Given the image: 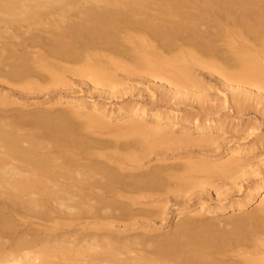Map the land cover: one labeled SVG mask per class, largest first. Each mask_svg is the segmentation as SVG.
<instances>
[{
    "label": "bare ground",
    "instance_id": "1",
    "mask_svg": "<svg viewBox=\"0 0 264 264\" xmlns=\"http://www.w3.org/2000/svg\"><path fill=\"white\" fill-rule=\"evenodd\" d=\"M44 40L48 44L42 52L27 50V45ZM172 51L177 55L173 59L164 54ZM122 52L132 54H128L130 63L120 58ZM180 58H184L182 68L177 65ZM196 69L214 75L225 91L233 93L236 106L245 103L249 94L255 96L254 90L247 95L239 84L259 85L257 95L264 102V0H0V74L8 72L10 79L23 81L14 85L18 91L64 87L60 72L88 82L91 93L117 84L118 71L183 85ZM41 71L49 78L45 86L30 79ZM204 97L208 98L198 96V101L202 103ZM176 98L173 105L178 108L183 102ZM217 99L225 108V96ZM9 106H15L11 115ZM25 106L0 96V264H264V175L227 208H209L206 199L213 195L203 192L205 197L193 203L199 210L185 216L183 208H187H178L176 225L171 224L173 229L164 235L155 234L152 224L137 223L164 218L162 206L154 211L134 208L169 193V180L183 189L186 181L200 174L210 179L245 173L244 162L231 157L245 156L248 150L230 145L226 135L222 138L225 125L218 119L202 121L178 109L165 113L139 104L109 109L82 96L41 102L32 111L37 114L34 120H29ZM55 106L64 113L45 122L44 115ZM68 118L81 119L82 128L96 135L104 130L114 131V138L136 134L140 145L132 149L117 139H80V131L70 126ZM114 123L132 132L123 135L112 128ZM166 124L179 127L178 135L184 138H167L168 130L160 128ZM189 130L215 137L191 140ZM172 143L214 144V158L227 159L143 170L147 164L142 161L151 150H166ZM191 195L178 202L185 203ZM29 214H43L49 224L34 223ZM217 222L240 233L233 232L235 238L221 233L216 238Z\"/></svg>",
    "mask_w": 264,
    "mask_h": 264
},
{
    "label": "rangeland",
    "instance_id": "2",
    "mask_svg": "<svg viewBox=\"0 0 264 264\" xmlns=\"http://www.w3.org/2000/svg\"><path fill=\"white\" fill-rule=\"evenodd\" d=\"M23 36H25V34ZM46 41L47 40H44L43 44H39L40 46L37 44H35V46L34 45H32V46L27 45L28 46L27 50H30V51H35V50L39 51L41 49L43 50L46 47V45L48 44V41L47 42ZM33 47H34V49H32ZM37 48H39V49H37ZM42 50H41V52H42ZM172 52H174V51H172ZM120 54L124 56L125 53L122 52ZM128 54H131V53H128ZM128 54L124 57L120 56V58H122V60L123 59L126 60V61H124L126 63H130L129 60L130 59L132 60V58H128L129 57ZM164 54L166 55V57L167 56L170 57L172 55L171 56L172 59H173V56H175V57L177 56L176 52H174V53L165 52ZM116 56H118V54ZM130 57H132V54L130 55ZM178 58L179 57H177V60H178ZM180 60H181V58H180ZM183 60H184V58H182V60L179 62L180 64L176 61L173 63H178L177 64L178 67L182 68L183 62H184ZM53 61L55 62L56 60H53ZM60 63L63 64L64 62L61 61ZM69 65H73V64H69ZM173 65L177 66L176 64H173ZM180 65H182V66H180ZM178 67H177V69H179ZM2 70H4V69H2ZM2 70H0V71H2ZM1 73H4V74H0V80H1L0 81V96H5L6 98H8L10 100L13 99L17 102L24 103L26 106L23 109L25 110V112H27L28 115L27 114L26 115L30 116L31 119L29 118V120L35 119L37 114L35 112H32V111H34V108L38 107V104H40L43 101L45 102V100H50L52 98H57V97H61V96L62 97H70V96L81 97L82 96V97H86V98L91 99V100H95L99 104H101V105H103L109 109H117V108H121V107L122 108L124 107V109H127L125 107L129 108V106L134 105V104H137V105L139 104L148 110H153V111L158 110V111L165 112V113H172V112H175L176 109H178L181 111V113H185V114L189 113L190 118H192L196 114L194 117L200 118V120H202V121L205 119H208L209 121H213V120L218 119V122H217L218 124L220 123L221 126L225 125L224 131L220 132V134H222V138H223V136L225 138V135H226V138L228 139V141L230 143L226 142V141H224V143H226V144L229 143L230 145L231 144H234V145L237 144V145H240L241 147L243 146L245 149L248 150V153L245 156L231 157L233 159H237V160L239 159L240 161L244 162V165L246 168V169L244 168L245 173L242 174L239 172L237 174L235 173L234 174L235 176L231 175L228 177L218 176L216 178H212L213 177L212 176V177H210V179L206 178V176H204L203 174L202 175L200 174V175L195 176L194 179H191V181H186L185 184H187V185L183 189L178 188V185H176L177 183L175 182V180L172 183H171L172 180H169V182L171 184V186H170V184L167 183L169 185V187H167L169 189V193H168V191L160 193L161 195L159 194V196H155L156 199L153 197V199L151 198L149 200V202L147 200H144L143 205H138L139 207L135 206V208H134L135 210L144 209V210H148V211H154L157 209L154 207H156V206L161 207L162 206L163 207L162 209L163 210L165 209L164 212H166V215H164V218L161 220L156 219L153 222V219L145 218V219L140 220L141 222H137V223H139V225H142V226H148V224H149V226H151L150 224H152L151 227H154L153 232L155 234L158 232V234L161 233L164 235L166 232H169L168 231L169 229H171V228L173 229V227L176 225L175 219L177 220V216H176L175 212L176 211L178 212V210H179L178 208H180L182 206L187 208V209L183 208V213L185 216L192 215L194 212L198 211L199 208L195 207L196 205H194V204H195V202L202 200V198L205 197V195H203V192L205 193L207 191V193H210L213 195L212 198H210L209 200L206 199V203L208 204L209 208H212V207L216 208L214 206H225V205H226L225 207L227 208L230 204H235L236 200L238 201V199H240L241 196H243L244 193L247 192V190L249 188H251L254 184L257 183L258 178L264 175V159L261 160L260 163L258 162L259 158L260 159L264 158V102H263V100L258 98L257 93L259 91H257V90H261V88L257 84L252 85L249 83H247V84L243 83L244 85H242V86H241V84H239L241 88L243 87L242 88L243 90L239 87L238 84L237 85L235 84V86L233 84V86L235 88L237 87V89H241L243 92H246L248 90H250V91L254 90L253 92L256 96L255 97L252 94V92L248 91V93L246 92L247 95L249 93H251L253 96L249 94V96H246V98H245V103H243L241 106H236V103L234 105L235 101H232V96H231V95H233L232 92H229L228 90H227L228 92L225 91V89L220 84H218V81L215 80L214 75L209 74L205 71H201V70L199 71L198 69L193 70L190 74V77L193 75L190 78L193 82L190 79L185 78L186 80H183L184 81L183 85H182V83L180 84V82H179V85H177L178 82L173 83V82H171L172 80L168 81L167 78H166V80H165V78H164V80H163V78L154 80V78H152V77H146L147 75H145L143 77V75H141V74H138V75L132 74L133 76L128 75L129 76L128 77L127 75L122 74V73H120V71H118L115 73L116 75L114 74L116 81H117V84H115L113 87H111V85H109V87L100 88L102 90L96 91V93L97 92L99 93L102 91L105 92L106 90L107 91L105 93L102 92V94H99V95L96 94L95 92H92V93H91V91L89 92V89L87 88L88 82L86 84L85 80L78 78L76 75L73 76L70 73L68 74L66 72H63L62 74L60 72V75H61L60 80H62V82L64 81V83L67 84V85H64V87L63 86H56L54 88L52 86L53 87L52 88V87L48 86L45 89L43 88V90L41 89L40 91L38 90L35 92H30V93H24V92L17 90V86L23 81L16 80L13 78L10 79L8 77V72H1ZM37 73H38V71H37ZM39 73L40 74H37L35 76L33 75L32 77H30V76H28V77H30V79L32 78L33 80L35 79V81L38 82V84L40 83V85L43 83L49 84L50 82H49V78H48L47 74L42 72V71ZM57 74L59 75V73H57ZM33 77H35V78H33ZM63 77L65 80H63ZM196 80L199 84L196 82ZM7 83H9L10 85L9 84L7 85ZM168 83H169V85H168ZM44 84H43V86H45ZM156 84L157 85L159 84V86H156ZM160 84L164 85L165 87L169 86L166 88L167 91L164 89L165 87L163 88V86H162V88H161ZM170 84H172V85H170ZM14 85H17V86L15 87ZM168 88H170L169 92L172 91L173 94L177 90L176 94H178V95H176V94L173 95L171 93H168ZM244 88L247 90H245ZM163 90H165V91H163ZM113 92H115V93H113ZM230 93H232V94H230ZM201 95L208 97V98L204 97L205 100L202 101L203 104L201 103V101L200 102L198 101L199 100L198 96L200 97ZM172 96H174V98ZM176 96L182 97L181 100L183 102V104L181 103L178 106V108H175V106H177V105H175V104L173 105V103L175 102V99H177ZM224 96L227 100V104H226L225 108H220L221 106H219V104L221 102H220V99L218 100L217 98H223ZM240 97H242V95ZM164 99H165V101H164ZM206 100H208V101H206ZM200 105L204 106V108L208 107L205 110H208L209 107H211L212 111H211V109H209L207 112L204 111L203 109L201 110L200 107H202V106H200ZM13 107H15V106H13ZM13 107H11V106L6 107V108H8L7 111L10 110L9 111V112H11L10 115L13 113V110L15 109V108L13 109ZM6 108H4V109L2 108L3 110H1V111H4L5 114L7 113V111H5ZM262 108H263V110H262ZM198 109H200L201 111L200 110L198 111ZM9 112H8V115H9ZM14 113H15V111H14ZM62 113H64L62 108L61 107L59 108V106L58 107L55 106L54 109L47 112V115H44L45 119L44 118L43 119L45 122L51 123V122L55 121V119H54L55 117L57 118ZM202 113H206V114L208 113V114L204 115ZM54 114L55 115L58 114V116H55ZM48 115L50 118H48ZM204 117H205V119H204ZM221 119H222V122L219 121ZM80 120L75 119V118H68V120H67V122L70 124V126L73 127L74 130L76 129V131H78V132L80 131L78 133V132H75L74 130H72V132L74 131L73 133L75 135H76V133L79 134V135L78 134L77 135L79 136L78 138H80V139L81 138L91 139V138L95 137V139H99V140L103 139L102 141H105V140L108 141L109 140V142H112L110 140L117 139V142L119 144L121 143L120 145H122V146L124 145V147L126 146L127 148H132V149L138 148L137 146L140 145L141 140L138 138L139 136L136 134H133V135L129 134L130 137H129V135H128V137L124 136L126 138H123V136H122V138H120V137H117V135H116L117 138H114V135H115L114 131H113L114 132L113 133L112 131L104 130L105 132L101 131L102 132L101 135H99V134L96 135L95 131H92V130L88 131L86 129H83L82 124L80 123ZM161 126H163V127H160V128H163V129L169 131V133H168V131H166L167 132L166 135L169 136L167 138H169V139L170 138L178 139L180 137L184 138L183 136H180V134L178 135L179 127H172L171 124H166V126L165 125H161ZM79 127L82 128L85 132L82 129H81L82 130L81 131L79 129ZM113 127H117L118 132H122V134L123 133L127 134L128 131L130 133L132 132L129 130V128H127L125 126L124 127H120V126L118 127L117 123L112 124V128ZM126 129H128V130L126 131ZM106 131L109 132L111 136L109 135L106 137V135L109 134ZM81 132H82V134H81ZM118 132H116V133H118ZM89 133H90V135H89ZM104 133H106V134H104ZM189 133H190L189 136L191 135L190 137L188 136L190 139H191V137H192V139L194 137L204 138V136H205V138L215 137L214 133L199 135L198 133H196L195 131H192V130H189ZM125 134H123V135H125ZM136 136H137V138H136ZM234 136H235V139H234ZM109 137H111L112 139ZM188 137L185 136V138H188ZM172 141L174 142V140H172ZM174 143H172L171 146L168 144L169 147H172V146H174V147L169 148L167 145L166 150L164 149L165 147L164 148L161 147L162 149L155 148V150L153 149L154 151L151 150V152L148 154V156L146 158H144V161H142L143 166H144V164H147L143 168V170L144 171L149 170L150 166L151 167H157V166L163 167L164 166L163 168H166L165 166L170 165L172 167H177V166L182 165L181 163H185L188 161H192V162H200L201 161V162H208V163H210L211 161L212 162L216 161V163H217L219 161L222 162L223 160L227 159V156H222V155L218 158L217 157L214 158V155L217 153V148H214V144H212V145L210 144V145H206V146H201V145L197 144L195 146L194 144L184 143V144H179L177 146L178 143H176V144H174ZM224 143H221L222 146L224 145ZM222 146L220 145L219 148H222ZM249 147H250V149H249ZM250 150H251V152H250ZM210 155H211V157H210ZM147 162H149V163H147ZM246 170H248L249 172H247ZM193 181H194V183H193ZM190 182H191V184H189ZM204 183H205V185L207 184L206 188H205ZM191 185H192V187H190ZM203 185H204V187H203ZM171 187H173V188H171ZM204 188H205V191H204ZM181 190H183V191H181ZM194 190H196V191H194ZM170 191H171V193H170ZM180 191H181V195H180ZM189 191H190V193H189ZM191 193H193V195H191L190 200L186 201L183 204H182V202H180V203L178 202V201L185 199ZM175 194H176V196H175ZM198 194H200V196ZM183 195H184V197H183ZM217 195H218V197H217ZM1 202H0V204H3ZM256 202H258V200ZM140 206H142L143 208ZM202 212H204V211H202ZM28 219L34 223L49 224V221H47V217L43 214L41 216H40V214H39V216H38V214H29ZM171 224L174 226H172ZM210 224L213 225V223H210ZM221 225L225 226V224L221 223V222L214 223L215 228L214 227L213 228L215 231L213 233H215V234H213V236L216 237V234H217L216 238H218V236L221 235V233L222 234L225 233L229 237L235 238L236 237L235 235L237 233L234 234L233 232H239L240 233V231H236L235 228L232 229L231 225L228 226L229 224H226L227 226H225V227H223ZM33 227H37V226L36 225L34 226V224H33ZM137 231H139V229ZM141 231L142 230L140 229V232ZM245 231L246 230H244V229L241 231V232H243L242 233L243 236L246 235V233H244ZM153 232H152V234H153ZM163 235L161 236V238L163 237ZM158 239H160V238H158Z\"/></svg>",
    "mask_w": 264,
    "mask_h": 264
}]
</instances>
